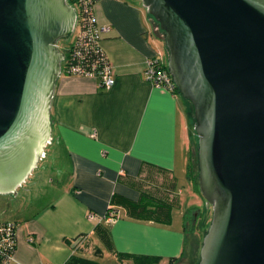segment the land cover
<instances>
[{"label": "water", "instance_id": "water-1", "mask_svg": "<svg viewBox=\"0 0 264 264\" xmlns=\"http://www.w3.org/2000/svg\"><path fill=\"white\" fill-rule=\"evenodd\" d=\"M188 100L211 218L197 264H264V0H139ZM67 0H0V193L51 141L50 101L76 24Z\"/></svg>", "mask_w": 264, "mask_h": 264}, {"label": "crops", "instance_id": "crops-1", "mask_svg": "<svg viewBox=\"0 0 264 264\" xmlns=\"http://www.w3.org/2000/svg\"><path fill=\"white\" fill-rule=\"evenodd\" d=\"M91 9L97 24L108 26L99 44L113 83L103 88L94 77L58 75L49 144L52 166L61 162L45 201L34 205L30 197L0 210V221L17 225L8 264H68L73 256L98 264H197L200 238L195 231L187 236L182 222L184 212L198 209L180 197L182 182L195 183L187 176L197 144L191 109L180 94L143 76L146 59L159 52L164 60V52L152 41L141 2L94 0ZM112 195L146 209L172 198L168 221L130 216L125 205L110 203ZM110 206L116 217L104 223ZM99 224L109 245L98 237Z\"/></svg>", "mask_w": 264, "mask_h": 264}, {"label": "built area", "instance_id": "built-area-1", "mask_svg": "<svg viewBox=\"0 0 264 264\" xmlns=\"http://www.w3.org/2000/svg\"><path fill=\"white\" fill-rule=\"evenodd\" d=\"M92 0H78L76 3V24L78 27L73 47L69 51V60L66 62L65 51L61 62V73L65 75L90 76L98 81L100 87H107L113 83L112 68L107 56L101 49L99 41L102 34L108 30L105 24L99 25L94 19L91 9ZM79 15V20H78ZM78 21L79 26H78ZM67 63L66 69L63 65ZM162 53L155 52L146 59L143 76L150 84L173 92L176 87L168 69L163 66ZM104 223H110L114 217L110 211L103 216ZM13 221H0V264H8L12 259L17 244V227Z\"/></svg>", "mask_w": 264, "mask_h": 264}, {"label": "rangeland", "instance_id": "rangeland-1", "mask_svg": "<svg viewBox=\"0 0 264 264\" xmlns=\"http://www.w3.org/2000/svg\"><path fill=\"white\" fill-rule=\"evenodd\" d=\"M71 5L73 6L74 9H76L75 2H71ZM144 15L145 17H147L145 13V9H144ZM149 18L151 17L149 16ZM151 21H152V25H151V22L149 21V30L150 32H152V35H153L152 41H154V45H156V47H158L160 51L164 52V63L166 64L167 52H166L164 41L162 39H158L157 37H155L152 27L153 26L155 27L156 35L158 37L163 36L162 31L158 29L157 23L153 20V18H151ZM77 30H78V27L77 25H75L73 30L70 32L67 38L59 39L56 42L58 49L62 53H64L65 49L68 46V43L75 39L77 35ZM188 105H189V109H191V105L189 102H188ZM196 149H197V144L195 145V149L193 151V154L195 155L194 167L196 169L195 171L197 172ZM43 150H44V156L38 159L37 166L31 171V174L27 177L25 182L17 188L19 194H17V196H12L11 194L0 193V210H4V209H7L8 207H11V206L14 207L17 204H21L20 203L21 200L30 201V197L31 199H34V205H38L40 202H43L47 199V196L51 193L48 180L51 176L57 175V170L59 166L58 163H60L61 161L56 159L55 166H52L51 155H50L51 153L50 144L46 145ZM56 165H58L57 168H56ZM180 185H181L180 190H182L181 191L182 193L180 194L181 200L188 204L189 202H191L192 204H194V206L197 207L198 212L200 213V216L198 218L200 229H202L203 226L207 228L209 225L208 223L211 218V210H210V206L206 203V201L201 196L199 189H198V185L196 183L188 184L184 182H182ZM194 231L195 233L198 234L200 238V243H201V240L203 238L201 234L203 235L205 231L204 230L200 232L199 230H194Z\"/></svg>", "mask_w": 264, "mask_h": 264}, {"label": "trees", "instance_id": "trees-1", "mask_svg": "<svg viewBox=\"0 0 264 264\" xmlns=\"http://www.w3.org/2000/svg\"><path fill=\"white\" fill-rule=\"evenodd\" d=\"M78 0H67V2L69 4H71V2H75L77 3ZM94 0L91 1V5L93 3ZM78 20H79V15H78ZM79 22L78 21V26H79ZM153 30L156 34V30H155V27L153 26ZM157 36V35H156ZM158 37V36H157ZM159 39H162V37H158ZM69 44V49L68 51L66 52L65 51V57H66V62L69 60V51L71 50V48L73 47V43H68ZM67 63H65L63 65V68L66 69ZM163 66L165 68H167V65L165 63H163ZM176 92L179 94V91L177 89V87L174 88L173 90V93ZM187 102H189L188 100H185ZM191 115H192V111H191ZM193 120V119H192ZM197 150V149H196ZM191 159L189 161V164L187 165V176L188 178H191L195 183H197V172L195 171V167H194V157L195 155L193 153H191ZM196 166H197V161H196ZM197 170H198V166H197ZM196 172V174H195ZM171 199L172 198H169L167 200H159V201H156V204L154 206H152V208H148L146 209L147 207L145 206V204H141L140 202H130L128 200H125V199H121V200H118L115 195H112V198H111V204L113 205H120V204H123L125 205L126 209H127V213L128 215L130 216H133V215H136L137 213L139 212H146L148 213L149 217L151 218H154L155 220H159V221H164V222H167L168 221V218L170 216L169 214V210H170V207H171ZM112 212V216L115 218L116 214H115V210L112 206H110L107 210V212L104 214L107 215V213L109 212ZM195 212V209L191 208V210H188L186 212H184L183 214V222H182V225H183V228H184V231L185 233L188 235L192 234L194 232V230H199L200 231H205L206 228L205 226H203L202 229H200V224H199V216H200V213L197 211V214L194 213ZM14 222V221H13ZM101 224L98 225V227H96L97 229V234H98V237L104 241V243L106 245H109V240H108V232H107V228L103 227L102 225L100 226ZM201 236L203 237V235L201 234ZM64 242L70 244L71 241L65 239ZM120 259H122L123 256H118ZM172 261V259L170 260ZM68 264H98L96 261L94 260H91V259H86V258H83V257H80V256H73L69 259V262ZM171 264V262H170Z\"/></svg>", "mask_w": 264, "mask_h": 264}]
</instances>
